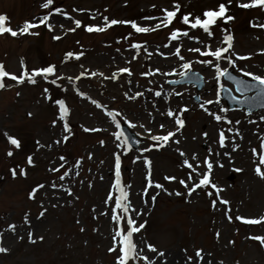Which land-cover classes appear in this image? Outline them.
<instances>
[{"label": "rangeland", "instance_id": "374dc122", "mask_svg": "<svg viewBox=\"0 0 264 264\" xmlns=\"http://www.w3.org/2000/svg\"><path fill=\"white\" fill-rule=\"evenodd\" d=\"M45 2L46 0H0V15L6 17L5 26L13 30L21 28L23 21H38L45 15L49 16L48 20L53 21V12L57 8L72 20L69 21V27L61 32L49 31L50 25L41 24L29 30L37 33L36 35H0V64L4 65L7 72L15 71L18 75L30 68L54 66L56 75L63 79L72 77L76 80L77 76H81L76 80L75 89L85 93L89 99L74 95L68 88L66 91L63 79L57 80L56 85H53L42 77H36L34 85L27 82L16 85L13 82L12 87L0 89V246L8 249L7 253H0V264H115L116 253L108 252L112 246L113 222L110 209L114 203L105 204V200L109 192L113 191L115 166L113 168L112 165H115L117 155L121 158L122 186L129 193L132 207L142 213L139 217L132 213V217L137 220V224L146 223V227L133 237L137 251L142 249V254L155 259L156 264L169 260H173L174 264H186L187 256L193 257L195 264L197 249L203 250L204 260L201 264H209V261L211 264H264V246L259 241L248 239L249 236H264V223L247 225L235 219L236 216L264 217V180L255 174L254 161H259L251 151L253 148L260 151L259 138L264 137V120L259 122L263 129L248 120L253 114L260 113V117L264 116V111L257 110L248 114L244 109L227 108L221 97L217 96L214 69L195 63L196 60L209 58L189 51L190 48H203L206 43L212 49L224 45H216L209 37L204 44L196 43L190 37L200 38V33L195 32V29L189 30L178 20L168 28H161L146 36L134 37L135 33L130 25L123 24L112 26L106 33L99 35L86 36L84 31L86 26L102 22L104 17L109 20L132 21L148 13L159 14L161 7L170 8L173 3L181 5L182 14L185 11L194 16L202 8L215 7L227 0H214L213 3L211 0H53L49 9H44L42 4ZM237 3L238 0H233L230 6V13L235 19L224 24L225 26L217 27L213 32L216 36L219 33H230L234 38L232 49L225 55L235 62L236 67L233 68L228 65L227 60H222L221 68L230 69L238 77L250 80L242 76L241 70L264 76V30L246 28V22L251 17H263L264 11L259 8L243 11L237 9ZM146 9L148 11L143 12ZM77 19L81 21V28L69 31L75 28L74 21ZM173 26L181 31H189V37L169 40ZM54 36L61 38L55 40ZM133 43L144 45L153 55L149 57L143 53L146 57L132 59L129 66L131 76H121L118 81L104 79L128 61H121L119 64L111 59H100V54L104 56L100 52L109 50L117 54L123 49H129ZM166 43L172 44L171 50L162 48V44ZM174 47L181 49L185 61L193 62L191 71H198L204 77V88L198 93V102L194 98V87L169 86L171 75H143L150 70L160 69L161 72H173L175 74L172 76L179 77L184 61L172 55ZM161 51L163 54L169 51L172 53L170 56H160L157 52ZM69 52L74 55L69 57ZM77 52L83 53V57L76 59ZM233 53L249 56L250 59L236 60ZM66 58L70 61L65 64ZM93 72L98 74L91 80L89 74ZM100 73L103 75H99ZM5 81L12 83L6 77L3 82ZM220 85L228 87L238 99L243 98L237 96L233 87L222 77ZM45 88L50 97L47 100L44 98ZM148 89H152V92H148ZM155 91H162L161 97H156ZM136 92H143L144 95L136 100L127 99V96ZM176 92L182 95L177 96ZM58 99H63L69 108L66 122L70 132L67 133L64 132L65 122L57 119L58 107L52 102ZM206 100H219L214 108L208 109L216 114L220 107L226 109L224 117L233 123H217L200 107ZM92 101L102 107L97 108ZM184 107L189 111L181 115L179 109ZM169 110L185 120V126L179 132L176 131L175 117L167 115ZM107 112H119L120 116L110 117L106 115ZM156 114L160 119L155 123L149 122L148 118L155 117ZM233 114L235 119L232 118ZM245 118L249 129H239L240 126H246ZM113 119L119 125L125 119L136 125L134 128L128 127L139 138L138 150L133 151L123 144L122 139L118 141L115 138L113 134L118 133V128ZM53 120H57L55 126L52 124ZM200 120H207L210 127H198ZM237 120L240 121L239 124L235 123ZM85 127L101 131L84 132ZM229 128L233 129L232 133L228 132ZM221 130L225 131L227 137L224 148H220L218 143ZM235 130H239L240 136L234 135ZM246 130L248 137L245 135ZM170 131L176 132V135L164 147L157 149L154 146L157 142L151 136L166 135ZM204 132L208 133L207 137L203 136ZM5 134L19 139L21 147L16 149L10 145ZM65 135L69 137L67 141H63ZM57 140L61 142L55 143ZM176 140L179 143H175ZM233 140L239 145L234 152ZM37 141L43 147H39ZM100 141L104 142L103 145ZM149 146L153 147L144 152L143 149ZM209 149L212 151L211 155ZM8 151L13 152L11 157L7 155ZM181 151L185 156L179 154ZM89 155L91 159L88 158ZM193 155L197 156V160L191 159ZM28 156L33 157V166L28 165ZM61 156L65 157L66 163L60 160ZM186 158L194 165L200 164L197 171L201 174L207 171L203 164L205 159L213 164L210 180L223 189L220 196L229 201L228 205L217 202L216 209L211 207V201L215 199V190L211 187L197 189L190 197L187 196V189L179 180L188 182L187 177L191 174L198 183L201 177L184 167L183 161ZM145 159L151 162L150 168L145 166ZM77 160L80 161L78 168L75 166ZM62 163L64 167L59 172L49 170ZM221 164L223 167L219 166ZM261 167L264 170V166ZM21 168L26 171L23 177L19 175ZM11 169L17 172L15 179L11 175ZM138 169L140 171L137 174ZM65 171L69 174L64 180H60L59 177ZM149 172L152 183L162 184L167 192L152 187L144 195ZM165 176H174L176 180H165ZM188 183L191 187V182ZM40 184L44 187L29 200V192ZM53 184L56 188L52 187ZM89 184L92 186L89 187ZM64 189L70 190L72 195H68ZM177 191L182 195L167 194ZM208 192L213 195H207ZM156 193L159 195L153 202L151 197ZM41 205L47 212L43 218L37 219L42 210ZM225 209H230L231 222L225 215ZM101 212L108 215H100ZM25 213L29 214V225L24 224ZM10 224L16 225L15 233L8 230ZM81 227L84 228L83 232L80 231ZM29 230L33 232L36 243L28 242ZM217 232L220 233L218 239ZM41 236L43 241L39 240ZM148 244L163 251L165 256L157 257L156 253L148 251ZM129 264H144V261H130Z\"/></svg>", "mask_w": 264, "mask_h": 264}, {"label": "snow or ice", "instance_id": "6c2138e0", "mask_svg": "<svg viewBox=\"0 0 264 264\" xmlns=\"http://www.w3.org/2000/svg\"><path fill=\"white\" fill-rule=\"evenodd\" d=\"M233 0H227V2H220L218 3L217 6L209 8L207 10H204L202 12L201 15H197V16H193L191 13L189 14H183L182 18L178 17V13H180V9H181V5L179 3H173L171 6V10L170 9H162V13L163 15L161 17H145L144 19L146 20H152V19H156L159 22L157 24H155L154 27H144V26H140L137 22L135 21H128V20H117V19H110L108 17H104V24L103 26H86L84 28V31L88 32V33H99V32H104L106 31L108 28H111L112 26L115 25H130L131 29L137 33V34H147L149 32H153V31H157L161 28H168L170 25L173 24V22L175 20H180V22L183 25H186L188 27L189 30H193V29H199L202 30L204 33L207 34V36L209 38H211L213 36V27L217 25L218 21H222L224 24H228L229 22L233 21L235 19V17L231 14H229L230 11V6L232 4ZM53 4V0H46L45 3L42 4V8L44 9H49L50 5ZM155 7V6H153ZM236 7L241 8V9H253V8H259L260 10L264 11V0H241V2L236 4ZM57 12H60L61 9L57 8L56 9ZM73 11H75V9H73ZM68 19H71V17H67ZM94 18V17H93ZM49 16L45 15L41 18H39V23H33V22H28L26 21L23 24V27L19 29V32L16 30H13L11 27H7L5 26L6 24V17L4 15H0V35H3L5 33H8L9 35L16 37L18 34L19 35H25V34H29V35H36L37 33H33L30 32V29H34L39 27L41 24L47 25ZM75 28L69 29V31H75L78 28H81V21L80 20H75ZM253 27H260L262 29H264V23L259 24V25H252ZM52 28L49 26V31H51ZM225 31H227L225 29ZM180 37H189V31H181L180 29H174L171 30L170 32V36H169V40L171 41H176L178 38ZM61 37L60 36H54L53 39L55 40H59ZM191 39L195 40L196 43H201V41L199 40L198 37H190ZM125 39H127V37H125ZM233 36L229 33L226 34L223 38L222 44L226 45L224 47H217L214 50L212 49L210 44L204 45V48H190L189 51L190 52H195L198 53L200 57H208L209 59H203V60H196L195 63H199L202 64L206 67H211L214 69L215 71V78L217 80V96L219 97L220 95V90L222 89V85H220V78L224 77L226 80L231 81L234 85H235V89L237 92H239L241 95H245L246 93H254L253 96L250 97L251 101L256 102L259 101L260 106L264 107V76L261 75H256L253 74L251 72L248 71H243L241 70V74L244 77H248L250 78L251 82H246L244 80H238L235 79L233 75H231L228 71L227 68H221V64L220 61L222 60H227V63L229 66L235 68V62L229 58L228 56H226V53H229L230 49H232L233 47ZM119 42V41H118ZM130 47L132 49H141L144 48V51L146 52L147 56L151 57L153 55L152 52H149L147 50V48L144 45H141L139 43H133L130 45ZM163 47L167 48L169 47L168 44L163 45ZM119 51V49H118ZM83 53L80 54H76L75 58L79 59L80 56ZM158 55L163 56L164 54L161 52H157ZM264 54V53H262ZM67 55L69 57H72L74 54L69 52L67 53ZM172 55L176 56L179 58V60L184 61L181 64V68L183 69V71H180L178 74L179 76L183 79V78H188L189 72L192 68V61H185V58L183 55H181V49L179 47L175 48V51L172 53ZM233 55H235V59L236 60H246V59H250V57L247 56H240V55H236L235 53H233ZM136 57L134 56L133 59H135ZM167 58V57H165ZM21 67L23 68V62H21ZM122 73H127L128 76L132 75V72L130 71L129 68H121L118 70V73H114L111 77H104L105 79H112L115 80L117 78L118 74H122ZM98 73H91L92 76L97 75ZM163 75V76H169V75H173L175 73L173 72H161L160 69H155V70H150L147 73H144L143 75L146 76H154V75ZM83 75V73L81 74ZM99 75H103L102 73H100ZM198 80H202L203 77L199 76V74H195ZM7 78L8 80L14 81L16 85H21L25 82H27L28 84H36V77H42L45 81H48V77H55L54 79H52L51 81H49L51 84L56 85L57 80L63 79V77L57 76L55 73V68L54 66H48V67H44L42 69H35L32 70L31 72H28L27 70L21 72L19 75L16 74H12L9 73L5 70V67L3 64H0V89H4L6 87L5 83L3 82L4 78ZM81 77L77 76L75 79L79 80ZM69 82L73 81L72 77H69ZM181 81H172L170 83H180ZM57 87H59V85H57ZM148 92H152V89H148ZM226 91V89H225ZM45 92V99H50V97L47 95L48 89L45 88L44 89ZM20 93H17V96H19ZM77 95L81 96L82 98H84V93H81L79 91H77ZM144 93L143 92H136L134 95H130L127 96V99L129 100H136L138 97L143 96ZM154 95L156 97H161L162 95V91H155ZM175 95L180 96L182 95V93L180 92H176ZM167 98V97H165ZM197 100H199V97L196 98ZM233 100H235V97H232ZM95 106L97 108H101L102 105H100L99 103H96L95 101H92ZM237 103H248L247 100L245 101H236ZM56 105L58 106V120L59 121H63L64 123V132H70V128L68 126L67 118L69 116V108L66 106V103L63 99H58L55 101ZM214 103V101L212 100H206L203 103L200 104V107L209 115L211 116L217 123H220L221 121H223L226 124L231 125L233 122L229 119H227L226 117H223L221 115L215 114L213 112H211L208 108L205 107V105H210ZM215 103H219V100L215 101ZM155 107V105H153ZM189 111V109L187 107L181 108L179 109V113L182 115L183 113ZM220 112H225L226 109L224 108H220L219 110ZM29 116H31V113H28ZM106 115L110 116V117H114V116H120L119 112L113 113V112H107ZM149 115H151V113H149ZM167 115L172 118L175 117V123L177 125V129L176 131L179 132L180 129H182L185 126V120L181 118V115H177L175 114L172 110H169L167 112ZM261 120H264V116L261 117ZM125 123L128 124V126L130 128H134L136 127L135 124L131 123L130 121H127L126 119L124 120ZM57 123V120H53L52 124L53 126H55ZM113 123L116 124L115 119H113ZM236 124H239L240 121L237 120L235 121ZM249 123H255V121H249ZM141 127H143V125H140ZM116 127L119 128L120 125L116 124ZM161 128H163V125H161ZM84 132H97V131H101V129L98 128H83ZM229 133L233 132L232 128L228 129ZM6 138L8 139V143L12 146H14L16 149H19L21 147V141L17 138L14 137H10L7 136ZM115 136V138L120 141L122 137H124V133L123 132H118V133H114L113 134ZM176 135V132H168L166 135H159V136H151V139L153 141H156L157 143L154 145L157 149L164 147L170 140V138L174 137ZM208 133L204 132L203 136L207 137ZM234 135L236 136H240V132L239 130H235ZM242 138V137H241ZM69 139V137L67 135H65L63 137V141H67ZM195 139V138H194ZM227 137H226V133L225 131L221 130L218 134V143H219V147L220 148H224L225 145V141H226ZM260 151L258 152V150L256 148L251 149L252 154L254 157H258V163H256V161H254V164H256L254 171L255 174L261 179L264 180V170H262L261 166H264V137H260ZM61 141L57 140L55 141V143L59 144ZM123 144L125 146L128 145L129 140L127 138L123 139ZM175 143H179L178 140L174 141ZM37 145L39 147H43V145H40L39 141L36 142ZM101 145H103V141H100ZM119 146V145H118ZM153 146H149L143 149L144 152L150 151L151 148ZM239 148V145L235 143V141L233 140L232 142V151H236ZM182 157L185 156L184 152H180L179 153ZM212 154L211 149H209V155ZM7 155L9 157H11L13 155L12 151H8ZM216 155H219V153H216ZM225 155H228V153H225ZM89 159H91V155H89L88 157ZM191 159L193 161L197 160V156L193 155L191 157ZM61 161H65V157L61 156L60 157ZM135 162V161H133ZM27 163L29 166H33V157L32 156H28L27 157ZM66 163V161H65ZM145 166L150 168V164L151 162L147 159H145L144 161ZM203 164L206 165V169L207 171L204 172L203 174H201L200 172L197 171V169L200 167V164H192L189 162V160L186 158L183 161V165L184 167H187L188 169L191 170V173H195L197 177H201L199 179V182H195L193 176L191 174L188 175L187 177V181L191 182V187L189 186V183L186 182V180L181 179L179 180V183L185 188L187 189V196H191L194 192L197 191V189H201L204 187H211L215 190V199L211 201V207L213 209L217 208V202L220 205H228L229 201L223 199L220 196V192L223 191V189L218 188L214 183H212V181L210 180V173L212 172L213 169V164L208 160L205 159L203 161ZM75 166L78 168L80 166V161L77 160L75 162ZM115 181L112 185V189L113 191L109 192L106 200H105V204H108L109 202H113L114 206L111 207L110 212H111V220L113 222V234H112V246L109 247L108 252L109 253H116V258H115V264H129L130 261H136V260H142L144 261V264H156L155 259H149L146 255H143V250L141 249L140 251H137V245L134 242V234L135 233H139L142 229H144L146 227V223H140L137 224V220L133 219L132 217V213H135V215L137 217H139L140 215H142V213L137 212L131 205V202L129 200V193L128 191H126L125 187L122 186V181H121V158L119 155H117L115 157ZM220 167H223V165H219ZM64 167V163H62L59 167L57 168H51L49 169L50 171L53 172H59L60 168ZM11 175L12 177L15 179L17 176V172L15 169H11ZM234 171H242V169H234ZM69 173L67 171H65L63 173V175H61L59 177L60 180H64L65 177L68 175ZM19 175L20 176H25L26 175V171L25 169L21 168L19 170ZM77 175H79V173L77 172ZM165 180L168 181H174L176 180V177L172 176H165L164 177ZM148 183H147V187L144 189V195L148 194V188H156V189H160L162 191L167 192V190L164 188V186L160 183H152L151 180V173L149 172V175L147 177ZM92 185L89 184V187H91ZM44 185L40 184L38 185V187L33 188L29 194H28V199L31 200L35 197L36 193L38 192V190L40 188H43ZM53 188H56V185L53 184L52 185ZM64 191H66L68 193V195H72V192L68 189H64ZM168 195H176V196H181L182 193L177 191L175 193H167ZM159 195V193H156V195H153L151 197L152 201L155 202L157 199V196ZM207 195L212 196L213 193L212 192H208ZM53 207H55V205H53ZM42 210L39 212L37 219H41L45 216L47 209L43 208V205H41ZM93 211H95V209H93ZM100 215H108V213L106 212H101ZM225 215L227 217V219L229 220V222L232 221V217L230 215V209H225ZM96 217L94 216L93 219H95ZM235 219L237 221H240L241 223L247 224V225H256V224H261L264 223V217H260V218H244L241 216H236ZM77 223H79V221H77ZM24 224L25 225H29L30 224V220H29V214L25 213L24 216ZM126 225V227H125ZM8 230L12 231L13 233H15L16 230V225L14 224H10L8 226ZM81 232L84 231V228L81 227L80 229ZM220 233L217 232L216 233V237L217 239L219 238ZM27 237H28V242L29 243H36V239L34 238V234L32 231H28L27 232ZM23 237H21L22 239ZM248 239H252V240H256L259 241L261 246H264V236H249ZM39 240L43 241V237H39ZM229 243H234L233 241H229ZM148 251L156 253L157 257H164L165 253L163 251H158V249L153 246L152 244H148L147 245ZM187 250H185L186 252ZM8 249L6 247L0 246V253H7ZM210 255V253H209ZM204 260V254H203V250L202 249H197L195 251V264H201V262ZM186 264H193V257L191 256H187L186 257ZM209 264H211V262L209 261ZM221 264H223V262H221Z\"/></svg>", "mask_w": 264, "mask_h": 264}, {"label": "bare ground", "instance_id": "6f19581e", "mask_svg": "<svg viewBox=\"0 0 264 264\" xmlns=\"http://www.w3.org/2000/svg\"><path fill=\"white\" fill-rule=\"evenodd\" d=\"M148 11V9H146L145 11H143V12H147ZM53 17H54V19H53V21H50L49 22V25L51 26V25H53L52 26V30H55V31H57V32H60V31H62V30H65V28H68L69 27V21L71 20V19H68L67 17H65V16H63L62 14H61V12H57V11H55V13L53 14ZM145 17H149L148 15H146ZM144 17V18H145ZM143 17H140V23H138L140 26H144V27H150L151 25H154V24H156V23H158L159 21L158 20H156V19H152V20H146V19H144ZM71 22H72V20H71ZM103 22H99V23H93V24H95L96 26H100L101 24H102ZM223 39V36H221V35H217V37H215V40H214V42H220L221 40ZM204 40H202V42H203ZM143 48H141V49H139V50H137V49H131V50H123V51H121L118 55H116V54H113L112 52H103L102 54H104V58H109V57H111V58H116V59H122V60H131L132 58H129L128 56L129 55H132L133 53H136V54H138V55H140V56H142V54L144 53V51L142 50ZM102 56H99V58H103ZM209 107L210 108H214L215 106L213 105V104H211V105H209ZM210 111H212V109H209ZM220 109H217V114L218 115H221V116H225V112H220L219 111ZM155 113H156V111H155ZM216 114V113H215ZM234 115L235 114H233L232 115V118H234L235 119V117H234ZM158 115L156 114V116L155 117H149L148 118V121L150 122V121H152L153 123H155V122H157V120H159L160 118L159 117H157ZM239 117H241V115H239ZM259 117H260V114H259ZM249 121L251 120V121H255V123H252V124H256V126L257 127H260V128H262L263 129V127H261V126H259V122H260V120L257 118V117H249V119H248ZM248 120L245 118V125L247 126H240V128L239 129H242L243 127V129H249L248 128V126H249V124L247 123L248 122ZM199 126H207V127H210V124L208 123V121L207 120H200L199 121V123H198V127ZM246 130V132H245V135L248 137L249 135L247 134L248 133V131ZM244 135V136H245ZM199 144V143H198ZM190 145H192L191 143H190ZM196 146V145H195ZM141 168V167H140ZM139 169L137 170V174L139 173ZM138 177V176H137ZM139 178V177H138ZM175 262L173 261V260H169L168 262H165V263H161V262H158V264H174Z\"/></svg>", "mask_w": 264, "mask_h": 264}]
</instances>
